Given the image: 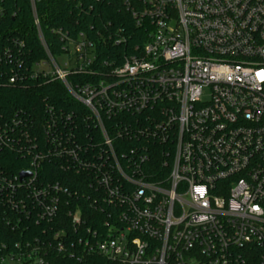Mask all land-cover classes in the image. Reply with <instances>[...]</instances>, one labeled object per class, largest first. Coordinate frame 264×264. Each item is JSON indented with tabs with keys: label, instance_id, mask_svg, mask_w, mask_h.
Segmentation results:
<instances>
[{
	"label": "built area",
	"instance_id": "obj_1",
	"mask_svg": "<svg viewBox=\"0 0 264 264\" xmlns=\"http://www.w3.org/2000/svg\"><path fill=\"white\" fill-rule=\"evenodd\" d=\"M129 13L145 36L109 60L61 30L51 56L37 20L46 60L27 68L16 41L0 52V85L58 82L73 104L0 111V151L25 164L0 170V205L50 224L58 253L70 228L115 264H264V0H138ZM0 249V264H44L37 238Z\"/></svg>",
	"mask_w": 264,
	"mask_h": 264
},
{
	"label": "trees",
	"instance_id": "obj_2",
	"mask_svg": "<svg viewBox=\"0 0 264 264\" xmlns=\"http://www.w3.org/2000/svg\"><path fill=\"white\" fill-rule=\"evenodd\" d=\"M133 7H138V0H0V52L6 47L12 48V42L16 41L22 45L23 61L27 68L35 62L46 60V52L40 44L34 24L37 20L51 56L56 57L61 53V44L55 35L56 31L61 30L71 35L83 33L93 43L98 60H109L112 56L125 54L127 48L140 44L145 36L146 31L135 26L130 16L129 10ZM117 32L127 38V44L114 46L108 41L107 36H113ZM24 85H0V111L22 110L26 115L34 108L40 109L44 100L66 110L73 107L58 82L36 79L27 81ZM22 167L25 164L20 158L13 153L0 151V170L13 174ZM42 171L53 177L50 180L60 179L54 165H45ZM68 178L70 179L65 184L69 186V182L71 189H75L76 179L72 176ZM84 204L87 216L85 226L90 229L98 228L103 215L92 212L87 203ZM50 228V224L36 222L33 218L19 220L0 205V248L4 246L7 251H13L16 243H32L37 238L43 242L44 264H115L83 252L77 246L78 238H82L83 233L70 228L62 236L67 238L63 242L66 250L58 253L55 249L57 240L51 238V233L47 234ZM62 237L58 241L62 242Z\"/></svg>",
	"mask_w": 264,
	"mask_h": 264
},
{
	"label": "snow or ice",
	"instance_id": "obj_3",
	"mask_svg": "<svg viewBox=\"0 0 264 264\" xmlns=\"http://www.w3.org/2000/svg\"><path fill=\"white\" fill-rule=\"evenodd\" d=\"M257 77H259L261 80H264V70L258 71L256 73Z\"/></svg>",
	"mask_w": 264,
	"mask_h": 264
},
{
	"label": "rangeland",
	"instance_id": "obj_4",
	"mask_svg": "<svg viewBox=\"0 0 264 264\" xmlns=\"http://www.w3.org/2000/svg\"><path fill=\"white\" fill-rule=\"evenodd\" d=\"M64 62V58L57 59V63L62 66V63Z\"/></svg>",
	"mask_w": 264,
	"mask_h": 264
},
{
	"label": "water",
	"instance_id": "obj_5",
	"mask_svg": "<svg viewBox=\"0 0 264 264\" xmlns=\"http://www.w3.org/2000/svg\"><path fill=\"white\" fill-rule=\"evenodd\" d=\"M21 176H25V174L21 175Z\"/></svg>",
	"mask_w": 264,
	"mask_h": 264
}]
</instances>
